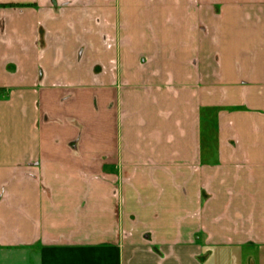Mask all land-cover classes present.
I'll list each match as a JSON object with an SVG mask.
<instances>
[{
	"label": "crops",
	"instance_id": "0c3cea01",
	"mask_svg": "<svg viewBox=\"0 0 264 264\" xmlns=\"http://www.w3.org/2000/svg\"><path fill=\"white\" fill-rule=\"evenodd\" d=\"M0 264H264V0H0Z\"/></svg>",
	"mask_w": 264,
	"mask_h": 264
}]
</instances>
